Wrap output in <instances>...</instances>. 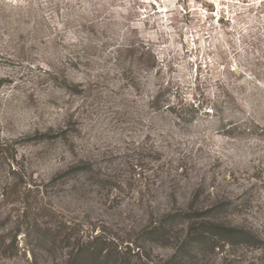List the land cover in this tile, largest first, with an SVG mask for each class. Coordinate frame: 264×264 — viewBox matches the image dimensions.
I'll return each mask as SVG.
<instances>
[{
  "label": "rangeland",
  "instance_id": "374dc122",
  "mask_svg": "<svg viewBox=\"0 0 264 264\" xmlns=\"http://www.w3.org/2000/svg\"><path fill=\"white\" fill-rule=\"evenodd\" d=\"M220 1L0 0V264H264V0Z\"/></svg>",
  "mask_w": 264,
  "mask_h": 264
},
{
  "label": "trees",
  "instance_id": "16d2710c",
  "mask_svg": "<svg viewBox=\"0 0 264 264\" xmlns=\"http://www.w3.org/2000/svg\"><path fill=\"white\" fill-rule=\"evenodd\" d=\"M4 151L10 152L9 148H6L5 150H2L0 152ZM11 158H13V154L11 155ZM84 166L86 168H91L89 166V163H85ZM78 169L83 168L82 166H80L78 167ZM73 170L76 171V168ZM181 215L182 220L188 225V239L190 238L189 240H191L192 247H198L201 245H211V247L214 248L218 247L220 242L222 241L224 242V244H229L231 246H239L246 244L251 247H257L260 243V240L255 237L251 231L247 229L226 226L223 223L211 220L203 221L200 220V217L197 215V213H192L189 211L183 212ZM60 226H64V228L68 230L71 229L67 224L62 223V225ZM169 228L172 229L173 226H170ZM171 229L168 231V229L165 228V225L161 224L157 225L154 229L155 232L151 233H158L162 236V233L165 232V235L169 236L168 233L171 231ZM61 236L63 237V240L64 238L68 240L71 238L70 235L69 237H67L66 235L65 237L63 235ZM57 238L58 236H56V239ZM211 239L215 241L211 242ZM14 245L15 244L13 243V246ZM11 246L12 244H10L9 247L11 248ZM67 246L70 247L69 245ZM128 261L129 260H126L125 257H122V254L117 249V246L114 248L112 247V242L108 240L105 235L97 233L96 235H91L88 239H84L83 237H77L74 242V246L68 251L66 255L65 264H133L129 263ZM142 264L148 263L143 262Z\"/></svg>",
  "mask_w": 264,
  "mask_h": 264
},
{
  "label": "built area",
  "instance_id": "2783aa9c",
  "mask_svg": "<svg viewBox=\"0 0 264 264\" xmlns=\"http://www.w3.org/2000/svg\"><path fill=\"white\" fill-rule=\"evenodd\" d=\"M218 2H219V6H221V8H223L224 7V4H223V2L222 1H220V0H217Z\"/></svg>",
  "mask_w": 264,
  "mask_h": 264
}]
</instances>
